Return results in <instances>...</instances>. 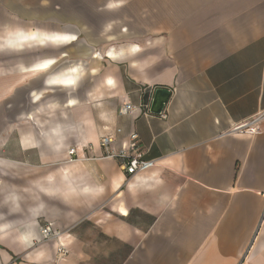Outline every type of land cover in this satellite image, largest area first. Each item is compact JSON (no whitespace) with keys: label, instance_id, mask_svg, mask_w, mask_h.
I'll use <instances>...</instances> for the list:
<instances>
[{"label":"crops","instance_id":"crops-1","mask_svg":"<svg viewBox=\"0 0 264 264\" xmlns=\"http://www.w3.org/2000/svg\"><path fill=\"white\" fill-rule=\"evenodd\" d=\"M42 20L70 44L21 49ZM0 37V264H264V0H0Z\"/></svg>","mask_w":264,"mask_h":264},{"label":"built area","instance_id":"built-area-1","mask_svg":"<svg viewBox=\"0 0 264 264\" xmlns=\"http://www.w3.org/2000/svg\"><path fill=\"white\" fill-rule=\"evenodd\" d=\"M146 110V114L149 111V106H136L132 103L125 105L120 110V116H131L137 112ZM257 133V129H247ZM122 134V129L117 128L114 134H106L101 136L100 145L104 151L103 158L118 160L121 163L124 171L129 177L136 176L138 174L146 173L149 170L156 167V163L153 160H145V153L140 144V136L136 132H131L126 141L122 142L119 148L113 149V145L118 141V136ZM69 154L71 161L77 159L76 148H70ZM76 158V159H75ZM40 241H52L59 240L61 232L55 229L51 223L46 224L40 228ZM59 255H67L68 251L63 246L59 247Z\"/></svg>","mask_w":264,"mask_h":264},{"label":"rangeland","instance_id":"rangeland-1","mask_svg":"<svg viewBox=\"0 0 264 264\" xmlns=\"http://www.w3.org/2000/svg\"><path fill=\"white\" fill-rule=\"evenodd\" d=\"M46 15H48V14H42V17H46ZM52 25V26H51ZM53 25H56V23H54V22H51V21H47V20H42V22H41V26H42V28L40 29L41 31V42L42 43H40V42H34L33 40H30V41H28V43L25 45V46H23L21 49H26V48H28V47H33V46H40V47H44L43 48V53H49V51H51V50H55V49H57V48H53L52 46H49V45H54V46H64L65 44H70V41H65V43L63 42V41H55L54 39H51L49 36L50 35H58L59 33L58 32H52V33H50L49 31H62L63 30V28L62 27H60V26H58V27H53ZM74 30H77V31H79L80 33V35H79V41L82 43V44H85V45H90L91 43L89 42V41H87V37H86V34H84V32L80 29V28H73ZM45 31V32H44ZM27 32H33V31H27ZM39 31L38 30H36V33H38ZM48 32V33H47ZM43 33V34H42ZM46 34H48V35H46ZM60 34H63V36H65V35H69V32H64V33H60ZM59 34V35H60ZM1 38V37H0ZM45 39V40H44ZM47 39V40H46ZM42 40H44V41H42ZM51 40H52V42H51ZM46 42V43H45ZM60 42V43H59ZM44 43H45V45H44ZM114 43H116V41H113V42H111V43H107L108 45H113ZM50 61H52V66L53 65H55L56 63H57V61L55 60V59H53V58H50L49 60H45L44 62H42V63H46V62H50ZM93 64H94V62H93ZM66 75H69V74H66ZM66 75H61V76H54V77H51V78H59V77H66ZM50 78V79H51Z\"/></svg>","mask_w":264,"mask_h":264},{"label":"water","instance_id":"water-1","mask_svg":"<svg viewBox=\"0 0 264 264\" xmlns=\"http://www.w3.org/2000/svg\"><path fill=\"white\" fill-rule=\"evenodd\" d=\"M171 94H172L171 90L169 89H165V88L158 89L155 92L150 112L153 115L162 116L168 104V101L171 97Z\"/></svg>","mask_w":264,"mask_h":264},{"label":"bare ground","instance_id":"bare-ground-1","mask_svg":"<svg viewBox=\"0 0 264 264\" xmlns=\"http://www.w3.org/2000/svg\"><path fill=\"white\" fill-rule=\"evenodd\" d=\"M45 32V31H44ZM48 33V32H47ZM50 33H52V32H50ZM43 34V33H42ZM60 34V33H59ZM50 35L49 37L51 38V39H54L55 41H63L64 43H65V41L66 40H69V35H65V36H63V34H60V35ZM46 35H48V34H46ZM33 37H34V35H31L30 37L28 36V34H27V36H26V40H30V39H33ZM40 39H42V38H40ZM45 40V39H44ZM44 40H42V41H44ZM47 40V39H46ZM71 40V39H70ZM19 41V40H18ZM17 41V42H18ZM34 41V40H33ZM35 42V41H34ZM51 42H52V40H51ZM59 42V43H60ZM46 43V42H45ZM45 43H44V45H45ZM26 45V44H25ZM9 47V46H8ZM113 57H115V56H112L111 58H113ZM52 64V61H50V62H46V63H44L43 65H41V66H35L34 68H38V69H36V70H46V69H48L49 67H50V65ZM45 65H46V67H45Z\"/></svg>","mask_w":264,"mask_h":264},{"label":"snow or ice","instance_id":"snow-or-ice-1","mask_svg":"<svg viewBox=\"0 0 264 264\" xmlns=\"http://www.w3.org/2000/svg\"><path fill=\"white\" fill-rule=\"evenodd\" d=\"M45 67H46V65H45Z\"/></svg>","mask_w":264,"mask_h":264}]
</instances>
